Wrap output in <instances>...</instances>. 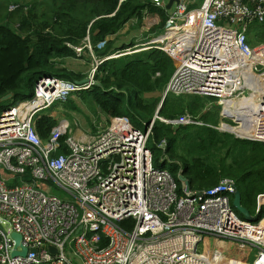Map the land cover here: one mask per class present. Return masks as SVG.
Here are the masks:
<instances>
[{
    "label": "built area",
    "instance_id": "1",
    "mask_svg": "<svg viewBox=\"0 0 264 264\" xmlns=\"http://www.w3.org/2000/svg\"><path fill=\"white\" fill-rule=\"evenodd\" d=\"M254 25H264V0H204L197 10L183 0L170 14L163 40L140 45L162 50L176 64L162 101L169 93L213 98L216 102L204 111L220 109L216 126L188 113L176 120L156 114L143 132L128 118H110L99 134L82 140L64 119L43 140L36 130L40 114L91 90L98 65L126 54L100 60L86 84L43 77L32 99L5 109L0 115V264H75L74 259L82 264H234L218 251L202 252L207 236L248 246L253 262L244 264H264V215L259 219L264 194L257 197L256 220L247 222L232 205L235 180L189 192L181 182L180 194L175 177L155 168L147 149L156 120L264 143V44L252 47ZM86 46L92 50L89 39ZM76 51L81 57L83 49ZM26 175L31 181L23 179ZM17 177L20 183L13 184ZM40 182L52 187L40 188ZM13 233L22 236L21 246ZM23 247L26 256L12 255Z\"/></svg>",
    "mask_w": 264,
    "mask_h": 264
},
{
    "label": "trees",
    "instance_id": "2",
    "mask_svg": "<svg viewBox=\"0 0 264 264\" xmlns=\"http://www.w3.org/2000/svg\"><path fill=\"white\" fill-rule=\"evenodd\" d=\"M170 14L153 0H0V115L32 99L35 85L43 77L74 82L86 79V74L61 68L64 60L81 58L76 49L82 48L99 60L126 55L104 61L97 69L92 89L76 95L108 119L144 114L150 118L149 124L162 98L147 95L164 93L176 64L162 50H142L136 40L121 41L122 31L132 23L129 32L144 29L153 35L162 34ZM259 27L264 30V25ZM88 39L92 53L86 46ZM129 50L134 53L127 55ZM9 94L13 97L2 101ZM213 102L216 100L209 97L169 93L159 117L176 120L188 113L216 126L220 123V109L217 113L204 111ZM57 125L55 118L42 116L36 121V130L47 140ZM163 142L165 148L160 147ZM147 149L153 155L154 167L168 170L173 177L183 175L192 191L213 189L224 179L235 180L242 206L256 214L257 197L264 194V143L240 140L206 126H173L156 120ZM23 179L31 181L29 175ZM176 180L183 194L181 182ZM19 183L20 178H15L13 184ZM263 215L264 207L259 219ZM212 239L214 248H210ZM203 251H218L234 264H244L253 256L248 246L210 236L204 239Z\"/></svg>",
    "mask_w": 264,
    "mask_h": 264
},
{
    "label": "rangeland",
    "instance_id": "3",
    "mask_svg": "<svg viewBox=\"0 0 264 264\" xmlns=\"http://www.w3.org/2000/svg\"><path fill=\"white\" fill-rule=\"evenodd\" d=\"M161 2L167 4L169 2V0H161ZM191 2L195 3V4L188 3L189 7L192 6V8H194L196 5L195 8L200 9L204 0H197V3H196V0H191ZM175 9H176V6H174L172 10H169V13H173V11ZM131 25H132V23H130L127 26L128 30H130L129 27ZM221 25H224V22H222ZM146 26L148 27V29L150 28L149 23H147ZM122 35H123L122 37H125V38H121V41H123L125 43H129L132 40H137L138 41L137 43L144 44V43H147L148 40H150V39L152 40V38H154V37H155V41H157L158 39L163 40L162 36L158 37L160 35V33L153 35L149 31L147 32L146 30H143V29L133 30L130 32L127 30L126 31L124 30L122 32ZM263 35H264V30H261L259 25H254L251 27V33L249 35V39H250V43H251L253 48H257V47L264 44V39L262 38ZM259 38L262 41H260ZM119 43H121V42H119ZM159 46L164 47V45H159ZM144 49L145 48H143L142 50H144ZM139 50H141V49H137V51H139ZM92 52L93 51L91 50L90 53H92ZM81 54H82L81 58L64 60L63 61L64 65L61 68H66L69 71H74L77 73L86 74L87 77L90 76L93 73L94 69L97 68V63L100 60L96 59L93 56V54H88V53H84V52H82ZM159 97L163 98L164 93L163 92H157L155 95H152L148 98H159ZM70 100H72L71 103H69ZM218 111H219V108L215 107L213 113H217ZM52 114L55 115L54 117L58 121V123L62 119L69 121L70 125H71V131L73 133L80 130L85 134L89 133V131H91L93 135H96V134L100 133L103 129L101 124L107 125L108 121H109L108 117L103 115L97 107L96 108L95 107L94 108L88 107L85 104V102L81 99V97L78 95H73L65 103L57 102L52 108L42 112L40 114V116L41 117L42 116H50ZM156 114H155V116H156ZM129 120L131 121V123L134 127H137L139 130L145 132L146 131V124L150 121V118L144 114H141L139 116L133 114ZM224 121L233 125L228 120H224ZM95 131H96V133H95ZM167 168H169V163L167 164ZM174 177H175V179H179L180 174H175ZM48 186L52 187L51 185L45 184L44 182L39 183L40 188L46 189ZM53 191L57 196L65 197V195L61 191H58L56 189H53ZM236 213L242 220H244L243 216L240 213H238L237 211H236ZM251 215L253 217H255L256 214L252 213ZM214 245H215V242L212 239L210 248H214ZM202 252L204 254H206L207 256H212V253L208 254V253L204 252L203 249H202ZM250 262H253V256H252ZM74 263L75 264H82V262L78 259H74Z\"/></svg>",
    "mask_w": 264,
    "mask_h": 264
},
{
    "label": "water",
    "instance_id": "4",
    "mask_svg": "<svg viewBox=\"0 0 264 264\" xmlns=\"http://www.w3.org/2000/svg\"><path fill=\"white\" fill-rule=\"evenodd\" d=\"M182 1H183V0H169V2L166 4V10H167V11L172 10L174 6H176V8L179 7V6L181 5ZM128 55H129V54H128ZM88 82H89L88 79H84V80L80 81L79 83H80V84H86V83H88ZM12 97H13V95H12V94H9V95H7L6 97H4V98L2 99V101H8V100H10ZM164 99H165V98H164ZM164 99H163L161 105L159 106V109L157 110V115L159 114V112H160V110H161V108H162V106H163L162 104L164 103ZM178 180H179L180 182H182V183L185 184V187H186L185 189H186L187 192H189V191H190V183H189L188 179L185 178L183 175H180V177H179ZM232 205H233V207L236 209V211H237L238 213H240V214L243 216V218H244L245 221H247V222H252V221L256 220V219L251 215V213H250L246 208H244V207L242 206V197H241V193H240L239 191H236V193H235V195H234V200H233ZM12 238L15 240V242H16V246H17V247L22 245V236H21V235L16 234V233H13V234H12ZM50 250H51L52 253H56V249H54V248H50ZM27 251H28L27 248H26V247H23V251H22V252H18L17 250H15V251L12 253V255H13L14 257H16V256H23V257H24V256H26ZM34 251H35V250H33V252H34Z\"/></svg>",
    "mask_w": 264,
    "mask_h": 264
},
{
    "label": "crops",
    "instance_id": "5",
    "mask_svg": "<svg viewBox=\"0 0 264 264\" xmlns=\"http://www.w3.org/2000/svg\"><path fill=\"white\" fill-rule=\"evenodd\" d=\"M161 1V0H160ZM187 4L188 3H191V4H195V3H192L191 2V0H184ZM163 3V2H162ZM196 3H197V0H196ZM163 4H165V3H163ZM165 7H166V4H165ZM195 7H196V5H195ZM192 8V6H190L189 7V9L190 10H197V8ZM156 18H154V19H152V20H155ZM166 28V27H165ZM129 29H130V27H129ZM125 31L127 30V31H129L128 30V28L126 27L125 29H124ZM123 30V31H124ZM144 30V29H143ZM122 31V32H123ZM165 34V32L163 31V33L162 34H160L158 37H161V36H163ZM121 38H125V37H121ZM153 39H155V37L153 38ZM138 41L136 40V43H137ZM112 57V56H111ZM96 58V57H95ZM107 58H110V57H107ZM111 59H114V58H111ZM97 72V71H96ZM96 72H95V74H96ZM89 77V76H88ZM156 93H152V94H148L147 95V97H150V96H152V95H155ZM62 120H64V119H62ZM101 126H102V128L104 129L105 127H106V125L105 124H101ZM102 129V130H103ZM99 134V133H98ZM72 135L74 136V137H76V138H78V139H82V140H88V139H90L91 137H93V136H95V135H93L92 134V132L91 131H89V133H83L82 131H80V130H78V131H76L75 133H73L72 132ZM97 135V134H96Z\"/></svg>",
    "mask_w": 264,
    "mask_h": 264
},
{
    "label": "clouds",
    "instance_id": "6",
    "mask_svg": "<svg viewBox=\"0 0 264 264\" xmlns=\"http://www.w3.org/2000/svg\"><path fill=\"white\" fill-rule=\"evenodd\" d=\"M128 55V54H127ZM123 56V55H122ZM87 79V78H86Z\"/></svg>",
    "mask_w": 264,
    "mask_h": 264
}]
</instances>
